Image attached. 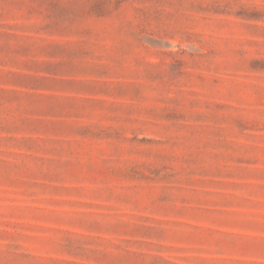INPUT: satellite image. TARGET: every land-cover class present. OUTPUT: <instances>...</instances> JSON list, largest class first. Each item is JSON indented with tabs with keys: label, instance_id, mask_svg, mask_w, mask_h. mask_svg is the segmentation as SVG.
<instances>
[{
	"label": "rangeland",
	"instance_id": "374dc122",
	"mask_svg": "<svg viewBox=\"0 0 264 264\" xmlns=\"http://www.w3.org/2000/svg\"><path fill=\"white\" fill-rule=\"evenodd\" d=\"M0 264H264V0H0Z\"/></svg>",
	"mask_w": 264,
	"mask_h": 264
}]
</instances>
